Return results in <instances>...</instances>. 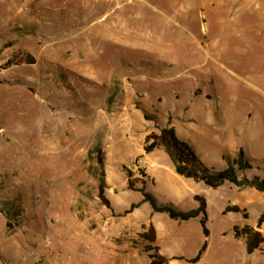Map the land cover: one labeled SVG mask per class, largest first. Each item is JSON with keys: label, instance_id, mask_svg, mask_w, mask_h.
Returning <instances> with one entry per match:
<instances>
[{"label": "rangeland", "instance_id": "1", "mask_svg": "<svg viewBox=\"0 0 264 264\" xmlns=\"http://www.w3.org/2000/svg\"><path fill=\"white\" fill-rule=\"evenodd\" d=\"M107 1L52 0L31 15L17 13L26 11L28 0H0V264H151L156 247L168 264H191L205 241L200 219L176 222L149 203L127 214L143 200L128 189V171L137 188L145 184L160 204L179 211L196 209V195L206 199L209 247L197 264H264V246L248 255L245 239L234 236V227L245 226L264 234L258 227L264 194L182 178L189 185L175 184L173 191L154 183L147 174L154 170L151 160L138 157L147 128L135 118L130 156L115 161L113 152L125 139L124 117L132 113L115 104L135 105L143 116L157 113L161 126L168 113L172 117L169 102L153 112L143 108L141 97L123 91L127 64L145 56L164 63L171 58L177 79L170 86L211 94L190 132L203 163L222 171L228 167L224 157L232 160L243 149L253 169L240 176L264 180V0H133L117 13ZM118 16L132 37L170 58L108 42L94 50L67 41L81 33L90 38L94 26H108ZM27 55L35 64L20 63ZM218 120L234 121L229 129L240 136L229 140ZM99 144L111 208L99 199L91 155ZM233 206L241 213L226 212ZM151 227L156 243L145 237Z\"/></svg>", "mask_w": 264, "mask_h": 264}, {"label": "crops", "instance_id": "2", "mask_svg": "<svg viewBox=\"0 0 264 264\" xmlns=\"http://www.w3.org/2000/svg\"><path fill=\"white\" fill-rule=\"evenodd\" d=\"M37 0H28V7L26 11L19 8L17 13H28L31 15H36L41 12L42 9H47L52 4V0H43L38 6H35ZM115 5V13L122 9L125 2L131 3L133 0H109ZM18 8V7H17ZM93 33L90 38L83 36V33L77 35V37L71 38L67 41H74L75 46H91L94 50L99 47H103L106 42L114 44V46L119 48L131 49L134 52H139L140 54H153L159 57L170 58V54H165L163 50L155 48L150 41H146L140 36L136 38L132 37V31L129 28L126 21L122 19L121 16L115 18L114 23L108 26H94ZM138 37V38H137ZM113 46V45H112ZM142 58V57H141ZM132 64L134 65L133 67ZM140 64V65H139ZM143 64V65H142ZM145 64V65H144ZM154 65L155 68L149 67ZM127 69L123 71V77L125 78V84L123 86V91L129 93L135 97H141L142 106L144 109L157 112V108H161L167 102L171 104L170 114H171V126L175 128L178 137L193 146L195 143L191 139L190 132L191 125L197 123L199 116L206 112V107L204 100L211 98V94L204 93L202 90H196L194 88L190 89L186 87H172L170 86L177 76H173L174 61L170 58L166 63L156 61H149L146 56L143 59H132L130 63L127 64ZM127 78H130L132 82H128ZM150 101V104L147 101ZM123 104V105H122ZM118 110L130 111L132 113L127 114L124 117L126 125L125 129V139L122 142H117L114 144L115 161H121L123 158L130 156L129 147H132L134 143V138L132 137V132L135 133L134 125L132 124V118L140 121L147 129L142 130V136L139 141L141 150L138 153V157L141 159H150V168H153V172L147 174L151 179L160 180L166 189L173 191L174 185L188 186L187 182L181 180L182 177L175 175L174 166L162 149H156L150 154H146L144 151V143L146 137L151 133V128L153 127L151 122L146 121L141 110L137 109L135 105L126 103L115 104ZM157 115V113H156ZM168 115V117H167ZM166 115L165 124L162 127H166L169 122V113ZM206 115V114H203ZM223 123V125H222ZM218 124L224 127L223 135L229 140L237 138L240 134L233 131L235 125L234 121H221L218 120ZM133 133V134H134ZM253 135V134H252ZM196 148V147H195ZM109 156V154H107ZM109 173V172H108ZM184 179V178H182ZM187 180V179H184ZM192 181V180H187ZM194 182V181H192ZM195 183V182H194Z\"/></svg>", "mask_w": 264, "mask_h": 264}, {"label": "trees", "instance_id": "3", "mask_svg": "<svg viewBox=\"0 0 264 264\" xmlns=\"http://www.w3.org/2000/svg\"><path fill=\"white\" fill-rule=\"evenodd\" d=\"M20 53L16 54L15 58H19ZM12 61L6 64V67L12 65ZM21 64H35V58L31 55H27L26 58L20 59ZM144 117L146 121L156 123V130L152 131L145 140L144 151L146 154H150L156 149L162 148L168 157L170 158L175 173L180 177L192 180L196 184H203L208 188L219 189L224 184L229 183L239 190L253 189L261 194H264V180L259 177L248 178L240 174H245L247 171L253 169L251 162L243 149H240L236 157L230 160L228 157H224V161H227L228 167L222 171H215L212 168L207 167L201 158L195 147L183 140H181L174 127L171 126V119H169L168 125L162 127L159 124V118L157 115L150 114L144 111ZM91 155H96L97 171L99 174L95 176L99 180V199L102 203L111 208V203L106 197V191L109 186L106 178L105 162L106 154L102 145H97L91 152ZM139 174L145 178L147 174L145 170H139ZM134 174L128 171V189L140 193L143 196V200L139 204H133L131 209L127 211V214L132 213L135 209L139 208L143 204L149 203L155 213L168 214L170 219L176 222H188L194 219H200L202 232L205 238L202 247L200 248L197 256L188 262L191 264L199 263L206 254L209 247L210 230L208 228V215H207V202L203 196L196 195L194 201L198 204V207L189 212H182L175 208L173 204H160L157 198L148 192L146 185L143 184L141 188H137L136 182H133ZM227 213H241V209L238 206L228 207ZM245 219H248L247 215ZM264 226V214L258 220V227ZM234 236L236 239H245L246 250L248 255H253L255 252L261 250L264 246V234L256 231L251 226H245L240 229L234 227ZM152 243L157 241V233L154 227L150 228V234L146 235ZM155 254L151 256V264H168L170 259L160 253V248H154Z\"/></svg>", "mask_w": 264, "mask_h": 264}]
</instances>
